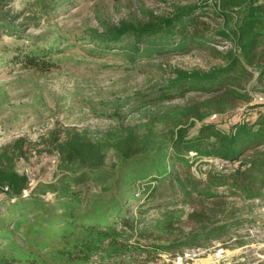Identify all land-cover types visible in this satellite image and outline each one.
<instances>
[{
    "label": "trees",
    "instance_id": "16d2710c",
    "mask_svg": "<svg viewBox=\"0 0 264 264\" xmlns=\"http://www.w3.org/2000/svg\"><path fill=\"white\" fill-rule=\"evenodd\" d=\"M76 1L0 0V36L15 39L6 45L7 62L43 72L57 66L62 33L53 39L49 30L37 37L26 30L39 28L40 19L55 22ZM163 2L142 17L102 25L90 40L97 53L114 51L139 68L171 52L208 51L217 66L162 75L150 104L194 91L207 98L155 110L142 128L129 125L100 138L87 129L69 128L63 136L52 129L60 175L34 187L17 168L25 139L1 146L0 264H157L166 249L207 248L231 238L246 211L235 200L248 212L250 202L264 203V103L228 129L206 122L213 111L250 101L249 88L264 92V0ZM198 161L208 165L200 174L193 170ZM183 206L193 223L185 240L162 247L143 239L139 226L151 210L166 217L163 226L171 231Z\"/></svg>",
    "mask_w": 264,
    "mask_h": 264
},
{
    "label": "rangeland",
    "instance_id": "374dc122",
    "mask_svg": "<svg viewBox=\"0 0 264 264\" xmlns=\"http://www.w3.org/2000/svg\"><path fill=\"white\" fill-rule=\"evenodd\" d=\"M13 6L18 9L20 4L17 1ZM164 6L163 0H79L58 14L55 22L38 20L39 28L27 29L26 33L37 37L49 30L53 39L59 33L65 39L60 45L63 50L55 57L57 66L50 71L25 69L7 62L11 54L7 46L15 39L0 36V147L21 137L25 139V156L17 160L19 171H28L35 182H50L60 175L59 158L49 142L52 129L60 130V136L69 128L87 129L92 138H100L129 125L142 128L148 114L155 110L168 111L207 98L208 94L194 91L157 106L150 104L158 97L151 91L162 81V75L168 77L175 69L207 71L217 66L220 60L208 51L171 52L139 68L114 51L106 55L97 53L90 40L102 25L142 17L143 10H160ZM257 87L256 91L248 89L250 101H237L223 111H213L206 122L228 129L232 123L251 117L256 112L252 105L264 103L262 86ZM199 126L197 121L191 133ZM210 161L221 168V161ZM207 168L200 161L193 166L199 174ZM235 201L236 207L246 209L240 218L243 224L231 230L233 235L227 241H213L207 248L214 251L218 246L225 247L229 259L236 263L264 264V203L250 202L248 212L242 200ZM183 207V212L176 214L171 231L163 226L166 217L151 210L146 222L139 226L143 239L162 247L185 240L193 223L188 218L189 207ZM162 253L165 256L157 264H175L171 257L181 252L173 247Z\"/></svg>",
    "mask_w": 264,
    "mask_h": 264
},
{
    "label": "built area",
    "instance_id": "2783aa9c",
    "mask_svg": "<svg viewBox=\"0 0 264 264\" xmlns=\"http://www.w3.org/2000/svg\"><path fill=\"white\" fill-rule=\"evenodd\" d=\"M260 99L263 100V98ZM22 173L28 176L31 187L36 186L40 182H35L28 171ZM227 255V249L223 246H218L214 251H211V248L191 247L171 258H173L175 264H237L234 259H229ZM164 256L163 253H160L159 260Z\"/></svg>",
    "mask_w": 264,
    "mask_h": 264
}]
</instances>
